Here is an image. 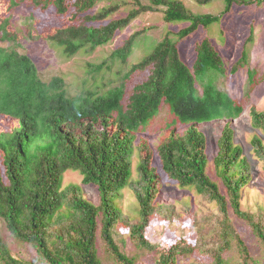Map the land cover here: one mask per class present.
<instances>
[{"label":"trees","instance_id":"obj_1","mask_svg":"<svg viewBox=\"0 0 264 264\" xmlns=\"http://www.w3.org/2000/svg\"><path fill=\"white\" fill-rule=\"evenodd\" d=\"M39 1L45 2V6L38 3L37 11L47 16L83 14L81 22L63 26L50 37L67 56L108 44L140 15L160 8L167 22H190L178 31L181 40L219 19L215 15H197L181 0ZM102 1L108 4L94 12ZM195 1L207 4L213 0ZM225 1L229 11L240 0ZM17 5L18 1L11 0L9 7ZM126 5L130 8L114 16ZM32 7L28 5V10ZM1 17L0 40L11 46L0 45V121L5 127L0 129V218L15 238L36 248L47 264H103L97 247L101 223L102 238L116 264H136L115 237V229L119 230L120 223H124L137 248H147L158 255L157 264H178L182 255L194 253L196 241L180 240L167 248L151 243L146 237L151 217L159 214L157 200L165 181L193 189L215 201L224 215L218 234L220 248L212 253L213 261L205 264H234L227 257L233 240L241 256L239 264H264L251 255L228 217L231 207L237 217L251 226L264 246V222L241 205L242 189L251 180L250 165L243 156V148L235 143L231 121L239 118L244 108L216 84L214 77L223 72V65L207 39L197 46V63L190 67L182 58L179 42L166 34L123 77L126 80L140 69L144 79L139 78V83L127 87L122 81L103 93L86 89L74 96L68 93L64 77L56 75L48 81L41 77L32 57L18 49L19 33L10 31L11 15ZM143 32L136 31L127 37L112 52L111 59L127 63ZM252 37L253 29L237 67L247 65ZM105 64L103 61L97 65L95 71L109 68ZM211 73L213 76H209ZM248 76L253 82L255 72L249 69ZM127 90L130 94L124 104ZM165 103L185 130L170 133L156 150L146 153L138 164L139 179L134 181V133L139 126H147ZM250 115L252 126L264 133V110L252 107ZM112 119L117 120L116 130H111ZM217 119L229 120L214 159L227 196L208 173L207 139L198 127ZM81 120L89 121L85 127L89 134L81 140H72L64 126ZM96 120L103 132L94 138ZM252 145L264 163L263 140L254 136ZM69 169L80 172L84 184L98 187L99 204L85 197L80 184L63 188V176ZM126 186L134 187L139 200L137 220L130 219L116 203ZM0 264L32 263L14 257L0 234Z\"/></svg>","mask_w":264,"mask_h":264},{"label":"rangeland","instance_id":"obj_2","mask_svg":"<svg viewBox=\"0 0 264 264\" xmlns=\"http://www.w3.org/2000/svg\"><path fill=\"white\" fill-rule=\"evenodd\" d=\"M19 5L9 7L11 0H0L1 15H11L12 24L10 31L19 33L21 52L29 54L39 68L41 77L50 80L59 75L65 78L66 87L70 95H77L86 89L98 90L103 93L122 81L130 87L133 83H139V78L144 79V72L139 69L132 73L126 80L123 79L131 67L140 62L149 54L152 48L163 39L166 34L171 35L174 41L179 42L183 60L193 67L197 63V46L201 41L207 39L216 51V57L222 61L223 72L216 73L214 77L218 87L228 92L237 103L244 108L243 113L232 121L235 143L243 148V156L250 165V182L242 189L241 205L245 211L256 215L257 219L264 222V163L255 153L252 139L260 137L264 142V133L255 129L251 124L250 110L252 107L264 110V3L257 0H240L232 4L226 11L225 0H213L207 4H198L195 0H181L197 15H215L219 19L208 27H200L194 34L180 39L178 31L190 25L189 21L176 20L167 22L163 17V8L157 11L140 15L131 25L122 30L108 44L95 50L82 49L74 56H67L63 50L55 44L50 37L61 27L79 23L83 20V14L75 16H64L62 18L55 14L45 15L43 11H37L38 3L45 6V2L39 0H16ZM118 1V0H117ZM148 3V0H142ZM32 9L28 10V5ZM107 1L97 3L93 11H98L107 5ZM130 5L122 7L114 16L121 15ZM253 29V41L248 44L250 53L246 66L237 67L243 47ZM144 30L141 39L135 46L127 63L119 59H111L112 52L120 47L123 41L136 31ZM0 45L11 46L9 42ZM106 61L101 71H95V67ZM255 72L253 82L250 81L248 70ZM213 76V73L209 74ZM131 90V89H128ZM127 90V91H128ZM130 92L125 96L124 104L128 103ZM116 117V114L113 118ZM99 119V118H98ZM111 130H116V121ZM89 121L81 120L77 123H67L64 130L72 140H81L89 133L85 127ZM92 135L97 138L102 133L99 128L100 121H95ZM228 120L218 119L211 122L199 124V129L207 139L208 173L219 183L222 193L226 196L228 191L222 179L217 173L214 159L219 151V138ZM0 129H5L0 121ZM171 129L177 133H183L185 128L175 121L169 105L163 104L160 112L149 124L139 126L134 133L137 147L139 148L133 156V179H139L138 164L143 156L154 151L162 141L168 138ZM84 130V131H83ZM142 143V145H141ZM156 159V157H155ZM157 161V159H156ZM158 163V162H157ZM83 176L75 170H67L63 176V188L69 184H80L85 197L99 204L101 201L98 187L94 184H84ZM118 207L130 217L139 219L140 204L133 186L124 187L116 199ZM160 207L159 214L155 213L146 230V237L153 244L161 247H170L177 241L193 239L198 244L193 254H184L180 257L178 264H205L213 261L212 253L220 248L221 221L224 218L218 203L198 195L193 189H183L174 183L163 181L160 186V195L157 200ZM228 217L245 243L251 255L264 263V246L254 234L251 226L243 219L237 217L232 208L229 207ZM100 230L97 238L98 254L103 264H116L112 254L107 249ZM115 237L118 244L131 257L136 264H157L158 255L150 249L137 248L131 240L129 229L124 223L115 229ZM0 234L7 242L14 257L32 264H47L40 253L31 244L18 240L13 236L0 218ZM227 257L234 263L241 262V256L236 240H233L232 248L228 250Z\"/></svg>","mask_w":264,"mask_h":264},{"label":"clouds","instance_id":"obj_3","mask_svg":"<svg viewBox=\"0 0 264 264\" xmlns=\"http://www.w3.org/2000/svg\"><path fill=\"white\" fill-rule=\"evenodd\" d=\"M169 108H170V107H169ZM159 112H160V111H159ZM159 112H158V113H159ZM157 115H158V114H157ZM157 115H156V116H157ZM172 115H173V114H172ZM173 117H174V115H173ZM174 119H175V117H174ZM217 120H218V119H217ZM233 120H234V119H233ZM233 120H232V121H233ZM175 121H176V120H175ZM213 121H214V120H213ZM228 121H229V120H228ZM232 121H231V122H232ZM176 122H177V121H176ZM209 122H211V121H209ZM204 123H206V122H204ZM200 124H202V123H200ZM144 127H146V126H144ZM223 129H224V128H223ZM222 131H223V130H222ZM102 132H103V130H102ZM172 132H176V131H174L173 129H171L170 133H172ZM176 133H177V132H176ZM221 134H222V133H221ZM169 135H170V134H169ZM168 137H169V136H168ZM220 137H221V136H220ZM135 139H136V137H135ZM219 139H220V138H219ZM161 143H162V142H161ZM141 145H142V143H141ZM157 148H158V147H156V149H157ZM138 149H139V148L137 147V142H136V140H135V142H134V154H135V152H136ZM156 149H155V150H156ZM134 154H133V156H134Z\"/></svg>","mask_w":264,"mask_h":264}]
</instances>
